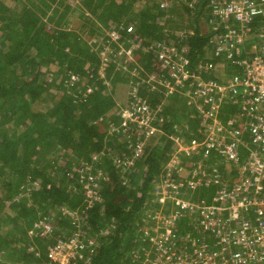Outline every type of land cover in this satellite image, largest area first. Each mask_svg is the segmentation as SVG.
Here are the masks:
<instances>
[{
  "label": "trees",
  "instance_id": "1",
  "mask_svg": "<svg viewBox=\"0 0 264 264\" xmlns=\"http://www.w3.org/2000/svg\"><path fill=\"white\" fill-rule=\"evenodd\" d=\"M212 1L0 0V264H46L47 248L60 234L77 231L98 246L75 264H135L152 249L146 219L176 208L154 202L167 163L177 158L182 178L195 161L211 157L206 163L216 165L218 153L203 142L214 121L226 128L241 113L236 96L217 93L216 103H206L197 86L243 75L240 62L251 58L246 51L254 45L251 32L231 58L215 53L211 41L223 32L210 25ZM262 20L254 25L264 27ZM104 30L117 38L111 41ZM167 55L181 56L189 76L182 89L165 88L163 96L154 91L163 86L157 79L174 83ZM142 103L155 116L151 132L143 126L138 133L137 122L124 115ZM123 130L132 132L130 139L115 142ZM217 187L179 191L193 203L212 204ZM149 207L155 212L148 214ZM45 217L53 219L44 221L52 232L41 235L34 224ZM188 218L177 221L172 240L190 252Z\"/></svg>",
  "mask_w": 264,
  "mask_h": 264
},
{
  "label": "built area",
  "instance_id": "2",
  "mask_svg": "<svg viewBox=\"0 0 264 264\" xmlns=\"http://www.w3.org/2000/svg\"><path fill=\"white\" fill-rule=\"evenodd\" d=\"M163 5L161 6L164 7ZM210 11L212 16L210 25L213 26V30L217 33L223 32L221 35L216 34L211 41L217 55L225 52L226 57L231 58V51L233 49L238 51L250 33L255 34L252 39L254 45L246 51L251 58L240 62L245 68L243 75H235L225 86L203 80L197 82V86L206 91V93L202 92L204 95L202 99L206 103H216L219 100L217 93L220 95L228 93L231 97H237L241 110L237 121L229 120L226 128L225 125L214 121V125L210 128L211 133L203 144L207 151L213 150L218 153L220 163L235 168L236 172L246 173L241 175L242 180L239 185L246 194L229 196L225 190H221L212 204L203 201L197 206H194L192 200L186 199L185 195H164L173 202L178 211L169 216H164L162 213L156 215L159 227L151 230L154 235L146 233L152 243V249L143 253L138 264H264V27L258 28L254 25L259 18L263 17L264 20V0H215L211 2ZM108 36L111 41L115 40L114 32ZM171 73L174 74L172 75L174 82L180 84H184L189 76L179 64L177 66L172 64ZM171 73H169L170 77ZM150 80L155 81V77L151 76ZM157 80L160 85L159 81L162 78ZM124 115L130 121L137 119L138 124L141 120L144 124H140V127H147L150 132L153 130L150 126L153 116L145 103L134 106L131 111L125 110ZM233 124H240L241 129L227 128ZM242 133H246L250 139H241L239 136ZM196 146L193 144L192 147ZM241 150L246 152L242 154ZM176 159L174 158L175 165L171 169L180 173L181 168L178 167V159V162H175ZM199 175L196 171L192 172L191 181L188 183L190 188L194 189L196 185L204 183L202 182L204 177L202 179ZM212 175L217 182L219 176L217 168H212ZM177 183L179 184L172 186L174 194L183 187L180 180ZM217 199L229 200L230 207L224 208L218 205ZM250 209L257 213V224L243 218ZM235 210L241 211L239 219H242V222H239V225L231 222V214ZM187 213H189V224L194 223L191 226L193 233L188 235L190 252L186 246L179 247L172 240L177 221ZM196 229L201 230L198 237H195ZM205 237H209L210 240L205 241ZM49 248H53L54 255H58V258L66 256L70 259L75 254V251L71 252L70 245L65 243L59 245L57 242ZM68 252L72 253L70 257L67 256ZM52 256L48 257L49 263L59 264L57 261L53 262ZM74 259L79 260V258Z\"/></svg>",
  "mask_w": 264,
  "mask_h": 264
},
{
  "label": "rangeland",
  "instance_id": "3",
  "mask_svg": "<svg viewBox=\"0 0 264 264\" xmlns=\"http://www.w3.org/2000/svg\"><path fill=\"white\" fill-rule=\"evenodd\" d=\"M34 5H39V3H35ZM164 7H167V6H169V5H163ZM48 13V12H47ZM43 20H46V17H43ZM102 31V30H101ZM105 32H104V34L105 35H108V34H110V32H108V31H106V30H104ZM190 32V31H189ZM115 33V32H114ZM181 33H184V32H180L179 33V35L181 34ZM182 35V34H181ZM115 39L117 38V34L115 33ZM98 39V38H97ZM98 42H100L101 41V38L100 39H98L97 40ZM123 48V47H122ZM163 50H164V47H163ZM161 55L162 56H164V53L162 54L161 53ZM167 58H169L171 61H172V63H173V66H177L179 63H180V61L179 60H182V57L181 56H170V55H167L166 56ZM172 58H175L176 60H172ZM101 59H102V61L103 62H105V60L107 59L106 58V55H105V52L103 51V54L101 55ZM178 63V64H177ZM180 65V64H179ZM171 73V72H170ZM184 75H186L185 73H183ZM172 75H174L173 73H171V77L172 78H174V76H172ZM159 83H161V85H163V86H161V88L160 87H158L156 90H154L155 92H157L158 94H163V96H165V92H164V89L165 88H167L169 91H173L174 89H176V88H179V89H182L183 88V84H180V82H177V81H175L174 83H171V82H169V81H167L166 79H164L162 82H161V80L159 81ZM170 84V85H169ZM166 86V87H165ZM169 87V88H168ZM89 92V91H88ZM179 95V94H178ZM185 95H187V93H185ZM187 97V96H186ZM192 100V99H191ZM190 101V100H189ZM170 102H172V100L171 101H169V103ZM190 103H192L191 101H190ZM154 117L155 116H153L152 117V119H154ZM136 120L137 119H132V122H136ZM140 124H144V122L143 123H141V120L139 121V124L137 123V125L136 126H133V129L134 130H136L138 133H141L142 131V129H140ZM121 126H123L124 128H126L127 129V122H122V125ZM129 127V126H128ZM190 127L192 128V125H190ZM125 130V129H124ZM122 131V133H120V134H124L125 133V131ZM154 130V129H153ZM152 130V131H153ZM132 135V132H130V133H126V134H124V136H121V137H118L116 140H115V142H121L122 141V139L123 140H126V141H128L129 139H130V136ZM117 144V143H116ZM189 145V144H188ZM180 148L181 149H183L184 151H187V150H189V148H190V146H185V145H182V146H180ZM139 152V151H138ZM137 152V153H138ZM173 161H174V158L171 160V161H169L168 163H167V166L166 167H169L168 168V171H167V174H166V176L164 177V179H163V181H162V184H160V186H158V187H155V190H153V193L156 195L155 196V198H154V202L155 203H159V204H161V205H165V203L168 201L171 205H172V208H174L175 206H174V204H173V202L170 200V199H166L165 198V196L164 195H174L173 193V185H177V184H179V183H177V181L178 180H182L183 178L180 176L179 177V179L177 180V178H175L174 176L178 173V171H176V172H174V169H173V171H172V173H171V167H173L175 164L173 163ZM179 161V160H178ZM177 161V159L175 160V162H178ZM191 166L192 167H195V169H194V171H196L197 173H200L201 175H199L200 176V178H202L203 179V177L204 176H206L207 178L206 179H208V174H206L205 175V173H204V170L202 169V162L201 161H195V162H193V163H191ZM236 173V171H235V169H232V168H230V167H226L225 168V175L227 176L228 175V179L229 180H234L235 178H236V182L237 181H239L240 180V178L241 177H239V175H236L235 174ZM235 175V176H234ZM99 177H101V174L99 175V176H96V179H99ZM91 180H93V178H91ZM35 186H37V184H35ZM173 186V187H172ZM176 187V186H175ZM180 187H182V186H180ZM175 191V190H174ZM181 191V190H180ZM180 191H177V193L175 194V195H185L186 194V192L185 191H183V192H180ZM196 194V193H195ZM195 194H193L191 197H196V196H199V195H195ZM157 195H159V196H157ZM154 204V203H153ZM194 204V206H197V204H195V203H193ZM218 205H220V206H222V207H230V203L229 204H227V202L226 201H220L219 203H218ZM155 209H152V207H149V209L147 210L148 212V214L149 213H151L152 211H154ZM173 211L174 212H176V211H178V208L176 207L175 209H173ZM155 212V211H154ZM63 213L64 214H69V215H71L70 214V212L68 211V210H63ZM173 213V212H172ZM159 214V213H158ZM157 214V215H158ZM44 221H46V222H48L49 224L50 223H52V221H53V219L52 218H49V217H45L43 220H39L36 224H34V228L36 229H38V228H41V232H40V234L41 235H46L47 233H51L52 232V227L48 224V223H46V224H44ZM146 222H148L147 224H149V225H147L148 227L150 226V229H152V230H156L158 227H159V223H158V219H157V216H155L154 218H153V221L152 220H149V219H146ZM44 225V226H43ZM194 225V223L193 222H191L190 223V226H193ZM80 228V227H79ZM150 229H146V230H144V235H146V233L150 230ZM200 232H201V230L200 229H196V231H195V237H198L199 236V234H200ZM29 234L31 235V234H33V231H30L29 232ZM37 234V232H35L33 235H36ZM69 235V233H63V234H60L61 235V237H63V238H65V237H68V235ZM105 234H106V232L104 231L103 232V235L105 236ZM159 234V233H158ZM31 236V239L34 237V236ZM84 237H87V236H85L83 233H81L80 231H77V232H72V233H70V235H69V237L67 238V239H63L62 238V240H58V244L59 245H62V243H65V244H67V245H70V249H71V252L72 251H75V254L73 255V256H71L72 255V253H69L68 252V255L67 256H71L70 257V259L68 258V257H66V256H63V257H60V258H58V255H54V250H53V248L51 249V248H47V250H48V257H51L52 256V254H53V258H54V260H53V262L55 263L56 261L59 263V264H75V259L74 258H79V260H77V261H83V260H88L89 258L86 256L87 255V252L85 251V250H87L88 251V253L90 254V255H92L93 254V252L95 251V248H96V246H98V243H97V241L96 240H92L91 238H89V237H87L88 239H85ZM80 238H82V239H80ZM83 240H85L86 242H84ZM79 244H82V245H79ZM26 245V244H25ZM22 246H24V245H22ZM23 249H25L24 247H23ZM51 249V250H50ZM63 249H64V247H63ZM31 250V249H30ZM83 250V251H82ZM124 252V251H123ZM52 253V254H51ZM49 254L51 255V256H49ZM143 256V255H142ZM141 256L140 255H138L137 257H136V259H135V264H138V262H139V258H140ZM137 261V262H136ZM46 264H51V263H46Z\"/></svg>",
  "mask_w": 264,
  "mask_h": 264
},
{
  "label": "clouds",
  "instance_id": "4",
  "mask_svg": "<svg viewBox=\"0 0 264 264\" xmlns=\"http://www.w3.org/2000/svg\"><path fill=\"white\" fill-rule=\"evenodd\" d=\"M225 85H227V84H225ZM211 159H213V158H211ZM201 162H202V169L204 170L205 175L208 173V179H206V181L204 182V186L205 187H209L210 185H218L220 187V188L217 187V189L214 190L213 196L214 195H216V196L213 199H216L217 196H218V192H220L221 190H225L226 191L228 185L230 184V182L232 180H229L227 178L228 175L226 176L225 175V171L222 170V168L219 166L220 161H218V160L215 161L216 162V166H215V164L212 165L213 161H210L209 163H206V161H201ZM213 167L217 168V170L219 172V176H218L217 182H216V178H214L213 175H212V168ZM224 167L226 168V166H224ZM194 169H195V167H194ZM194 169L192 170V172L194 171ZM192 172L190 174H188V175H185V177L182 180H180L182 182V184L185 185L186 187L187 186L189 187L188 183L191 181ZM197 174H200V173H197ZM176 175H178L179 177L182 176L181 173H177ZM204 177H206V176H204ZM186 187H182V188L185 189ZM185 196L187 197L188 195H185ZM186 199H188V198H186ZM217 201H218V203L220 202L219 199H217Z\"/></svg>",
  "mask_w": 264,
  "mask_h": 264
},
{
  "label": "crops",
  "instance_id": "5",
  "mask_svg": "<svg viewBox=\"0 0 264 264\" xmlns=\"http://www.w3.org/2000/svg\"><path fill=\"white\" fill-rule=\"evenodd\" d=\"M240 152L242 154H244L246 152V150H241ZM232 169H235V168H232ZM171 170L173 171V169H171ZM235 174L239 175V177H241L240 180L237 181V182H236V178L234 180H232L230 182V184L228 185L226 191L229 194V196H230V194H231V196H233V194H234V196H239V195L240 196H245V194H246L245 191L239 185L241 184V180H242V176L241 175L242 174L245 175L246 173L243 172V171H239V172H236ZM209 197H210V195H208L206 198H209ZM212 198H213V196H212ZM212 198H211V200L213 201ZM226 202H227V204L230 203L229 200H227ZM225 208H227V207H225ZM240 217H241V211L240 210H235L234 213L231 214V218H232L231 222L239 225V222H242V219H239ZM256 217H257L256 211L250 209L244 214L243 218L249 220L250 222H253L254 224H257ZM226 218H229V217H226Z\"/></svg>",
  "mask_w": 264,
  "mask_h": 264
}]
</instances>
